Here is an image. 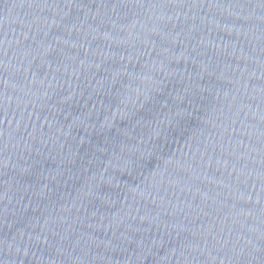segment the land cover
Listing matches in <instances>:
<instances>
[{
	"label": "water",
	"instance_id": "water-1",
	"mask_svg": "<svg viewBox=\"0 0 264 264\" xmlns=\"http://www.w3.org/2000/svg\"><path fill=\"white\" fill-rule=\"evenodd\" d=\"M0 264H264V0H0Z\"/></svg>",
	"mask_w": 264,
	"mask_h": 264
}]
</instances>
